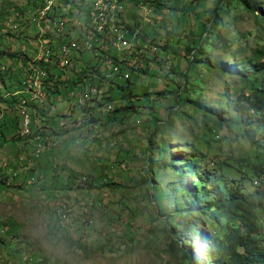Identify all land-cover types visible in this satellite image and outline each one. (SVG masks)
<instances>
[{"label":"rangeland","instance_id":"obj_1","mask_svg":"<svg viewBox=\"0 0 264 264\" xmlns=\"http://www.w3.org/2000/svg\"><path fill=\"white\" fill-rule=\"evenodd\" d=\"M48 1H51L50 10L53 7L55 15L56 10L65 13L70 6L67 0H0V11L6 13L4 16L0 14V69L6 75L4 84L0 78V117L2 113L6 114L5 105L15 99L9 96L10 94L7 95L6 83H16L18 72L23 75L27 66V63H23L16 56L10 57L9 53L33 56L35 52L41 51L37 55L44 57V54L49 52L45 49V43H55L60 38L54 35L59 33V29L53 28L51 11L44 17L40 12ZM69 1L75 5L81 2ZM252 1L256 6L264 5V0ZM218 4V0H147L145 4L140 2L136 5L123 3L124 12L118 14V20L121 21L123 17L126 23L134 27L135 35L137 32L140 36L144 33L153 34V38L148 37L151 43L147 45L149 49H157L154 50L156 58L151 60L152 53L143 48L144 62L150 71L131 73V92L126 90L125 94L120 95V90L115 85L125 84L123 78L116 77L112 79L113 83L104 80L102 94L89 101V107H84L70 96L75 92L81 97L80 85L67 83L77 77L81 59H74L72 65L64 70H60V67L53 68L56 73L53 75H57L58 81L60 80L59 93L46 95L41 100L43 102L33 98L25 106L31 113L29 117L32 121V117L40 119V124L35 130L41 127V122L53 120L58 117L57 114L62 115L60 120L66 122V128L60 127L59 130L64 132L53 135L58 136L59 146L56 150H61L64 139L69 138L71 146L67 147L69 149H66L65 156L54 157L57 152H49V161L65 166L66 169L76 170L79 175H86V180L90 179L88 176H92V182L82 186L74 185L71 189L64 186L51 189L54 183L52 186L41 184L46 178H43L45 175L38 177L39 181L33 184L26 182L23 172L19 169H16L20 171L19 175L14 176L10 167L15 163L17 153L22 150V140L11 136L13 128L6 130L0 140V179L4 182L0 181V264H186L181 252L175 247L171 234L156 218L159 213L156 208L163 214V211H168L171 207L170 203L182 205L178 197L168 195V190L176 188L177 196H180L182 191L175 182H162L156 185L154 196L150 197L153 191L151 185L145 182L147 157L160 159V168L156 165L154 173L156 178L161 180L171 173L183 174V167L172 170L167 167L163 176L161 166L166 163L161 158L186 148L194 136L199 139V143H206L202 146L203 150L207 151V148L212 146V151H209L211 155L220 158L233 155L234 163L239 162L242 155H253L256 152L252 146L251 151L242 149L237 142H217L210 136L214 134L209 132L207 127L204 128L201 114L194 111L192 105L187 102H180L181 105L176 106L178 112L173 114L171 120L167 118L166 126L162 125L166 118L165 107L171 105L174 108V94L186 69V46L192 41V37L200 32L198 21L203 17L196 20V13L204 11L206 18L209 11ZM91 8H94L93 3ZM61 18L62 16L57 20ZM221 18L223 25L217 26L216 33L224 35L230 43V49L221 50L216 46L210 56L234 63L240 58L238 48L255 45L254 17L239 5L236 9L222 14ZM103 26H99L100 31ZM87 38L81 40L84 45ZM210 40H213V37ZM134 42L133 45H136ZM74 50V47L70 49V53ZM230 51H234V55L230 56ZM128 53L125 56L129 63H132V57ZM119 54L117 53L122 58ZM140 62L141 60L136 61L134 65L138 64L139 68ZM100 66L103 72L106 71L102 64ZM196 70L194 76L198 82L196 91L189 93L190 97L196 98L202 104L214 106H217L214 101L225 100V86L232 84V76L208 69L204 64H197ZM110 86L114 89L108 93ZM159 89H164L166 94L158 97L154 91ZM148 91L153 92L152 96H156L157 100L148 101L146 97H149V93H145ZM92 93L95 95L98 91L94 89ZM31 94L26 93L28 97ZM104 96L108 98L105 100ZM54 99L55 101H52ZM15 103L7 113L13 121V126L19 125V122L21 124V107H16ZM107 104L112 108L104 112ZM110 105L107 107L110 108ZM155 115L157 124H161L164 131H156L154 141L150 143ZM87 117L93 121L89 122ZM60 125L59 121L57 125L52 124L49 128ZM20 131L21 129H18L17 133ZM94 133H99L100 136L93 137ZM225 151L227 153L223 154ZM172 163L181 165L183 162L178 160ZM42 172L44 174L49 170L42 169ZM51 172L50 176L53 175ZM55 172L58 177L65 175L59 168H56ZM168 178L178 179L176 174ZM262 180L264 181V177ZM13 181L18 182V185H12ZM256 185L263 187L264 183ZM244 186L247 190L253 189L248 180L244 181ZM61 214H66L69 220H62ZM162 214L159 213V217L163 218ZM259 218H264V210L259 213ZM180 219L181 215L177 214L174 221ZM262 222L261 224H264V221ZM76 227H82L85 250L76 246L79 235ZM203 228L208 232L213 231L212 227L205 223ZM192 249L194 250V247Z\"/></svg>","mask_w":264,"mask_h":264},{"label":"trees","instance_id":"obj_2","mask_svg":"<svg viewBox=\"0 0 264 264\" xmlns=\"http://www.w3.org/2000/svg\"><path fill=\"white\" fill-rule=\"evenodd\" d=\"M90 1L91 0H81L80 8L81 10L86 11L87 6V11H89V13H96L97 5H94V8L92 9V3L90 4ZM92 1H100V9L107 15V20H112L114 22L106 23L108 21H106L105 17H102V25H104L103 30H101L102 32L98 27L96 32H89V37L88 33H82L81 40L88 37L86 40V42H88L86 44L88 49L82 42L81 45L79 42H76V48H74L78 51H73L68 62L67 56L60 53L59 49L61 47H65V41L70 36L67 33V29L69 27L74 28L75 30L77 29L76 25L72 23V19H66L67 28L64 33H59V37L61 36V38H59L55 43H51L50 41L47 43L45 49L49 50L50 55L46 57L45 53L44 57L40 56V62L34 60L32 56L27 54L14 52L9 53L10 57L16 56L18 59H21L23 63H27V66L23 75L18 72L19 77L17 78L16 83H13L12 81L6 83L7 86H5V88H7V95L25 88L23 80L26 79L30 72L36 70L30 67L29 60L36 62L34 66H40L38 69L41 70L42 68V70H46L48 75L51 77L53 74H56L53 71L54 67H60V70H64V68H61V64L66 63L68 66H71L72 61L77 58L81 59L82 62L76 75L77 77L75 80H71L67 83L74 82L79 85L84 83V87L85 85L87 87L86 90H97L98 87L101 91L99 94L95 93L97 95H91L92 97L87 98V101L84 102L85 104H82L80 100L84 95L88 94V91L84 93V89L81 87V97L77 96L75 92H72L70 96L75 98L80 105L84 107L86 105L89 107V101L102 94L101 88L103 87L102 82L104 80L113 83L112 79L116 77L121 78L117 74H113L110 79L103 76V73H106V71L103 72L100 65L102 64L106 70L109 65V57H111L113 62L116 64V70L128 72V77L123 78L125 84L115 85L120 90V95L125 94L126 90H129V92L132 91V83L130 82L131 73L133 71L140 73H148L150 71L147 63L144 62L145 55L143 48L145 47L149 53H152V58H150L151 60L154 57L156 58V51L154 50L157 49L155 47H153V49H149L150 47L147 45L151 43L148 37L150 36L153 38V34L149 35L144 33L140 36L139 32H137L135 35L133 29L134 27H132L129 23H126L123 17H121V21H119L117 17L119 13L123 14L124 12L123 3L130 2L136 5L141 2V4H145L147 0H121V2L119 0ZM218 1L220 4L209 11L206 18L204 16V11L196 13V20H200V17H203L202 20L198 21L200 32L198 35H194L192 37V41L186 46V69L181 75L180 83L178 84L176 93L174 94L176 98L174 108H172L171 105L165 107L164 114L166 115V118L163 120L162 125L166 126L165 123L168 122L167 118L171 120L173 114L178 112L176 109L177 105L180 106L181 103L187 102L192 105L194 111H198L201 114L204 128L207 127L206 129L214 134H210V136L215 138L217 142H225L227 144L237 142L242 146V149L251 151L250 146H252L256 149V152L253 155H242L239 157L240 161L234 163L232 162L233 155L229 154L223 158L211 155L209 151H212V146H209L210 148H207V151L203 150L202 146L206 143H199V139L194 136L193 140L188 143L186 148H182V150L177 151L178 153H173L172 155L168 153L167 157L161 158L162 160H165L166 163L161 166L163 170L161 173L163 176L166 174L165 169L167 167L169 170L183 167L184 170L182 175L175 172L164 176L161 180L157 179L154 173V167L157 165L160 168V159L148 156L146 160L145 182L151 185L153 192L150 194V197L154 196L156 185L158 186L162 182H175L179 185V188L182 191L180 192V196H177L178 192L174 187L168 190V195L178 197L182 202V205L179 206L176 203H170L171 207L169 210L167 209L168 211H163V218L159 217V213L162 214L161 210L156 208L159 212L158 216L156 215V218L165 226V230L171 234V239L178 251L181 252V256L186 261V264H264V224H261L263 223L262 221H264V218H259V213L264 210V186L261 187L256 185L257 183H264L262 180L264 177V5L262 4L256 6L253 4L254 1L252 0ZM67 3H70V6L65 13L56 10L57 15H55V11L52 7L50 10L51 18L57 19L60 16H64L62 18L64 20L66 16L71 14L74 15L76 10L73 5L74 3L69 0H67ZM82 4L85 6H82ZM239 5H241L244 10L250 12L254 17L255 29L253 37L255 45L253 47L244 45L243 47L238 48L240 58L234 63H228L222 58L213 59L210 56V53L215 50L216 46H218L217 48L221 50L227 48L230 49V43L224 35L220 36L219 33H216L217 26L223 25L221 15L228 12V10L236 9ZM112 7H114V9H111ZM40 12H43V10ZM0 14L3 16L6 15V13L2 10L0 11ZM42 15L45 16L46 11L42 13ZM74 17L77 19L79 18L76 14ZM84 17L85 16L82 15V20H84ZM119 22L128 27L129 31H127V37L129 36L128 39H130L129 42L131 43V46L117 51L116 42L122 43L123 39H125V37H123L122 40H119L112 30L114 26L119 25ZM63 24V21L59 23L54 22L53 26L58 28L59 32H61ZM98 31L100 33H98ZM92 35L97 36L95 45H99L97 58L93 55L92 49H90L92 41L89 42V38ZM212 37L213 40H210ZM35 38H38V33ZM24 39L27 38L24 37ZM103 39H105V43H103ZM133 42L134 44H137L133 45ZM117 53H120L119 55H121L122 58H120ZM127 53L131 55L132 63H129L127 57L125 56ZM232 55H234V51H230V56ZM141 57L144 59H141ZM140 60L141 65L137 68L138 64L134 65V63ZM197 64H204L208 69H214L221 74L229 75L233 78L232 84L225 86V100L218 99L217 101H214L217 103V106L202 104L196 98H191L189 95L190 92L196 91L195 88L198 80L195 79L194 75L197 72ZM5 76L4 71H1L0 69L2 84H4L3 80ZM67 77L70 78L69 76ZM83 78L85 79L84 81ZM44 79L42 81H44ZM64 79H66V77ZM58 82L56 81L54 83L55 88L53 93H59ZM90 82L92 84H87ZM113 86L109 87L108 93L114 89ZM55 89L57 91H55ZM149 92L150 91L145 93ZM145 93H143V95ZM152 93L153 92L149 93V97H146V99L151 102L157 100V97L152 96ZM154 93L158 97L166 94L164 89H159L154 91ZM21 95V92H19V94L15 96L14 100L5 105L6 116L2 113L1 115L5 116V118L0 120V140H2L6 130L13 128L14 132L11 136L17 140H22L20 144H23L22 150H20L17 155H23L24 162H32L34 160L35 147L41 141L46 142L48 139L57 141L58 136L53 135L64 132L60 131V128V130L48 129L52 124L57 125L62 115H58L56 113V116L58 117L53 119L56 121L52 124L47 121L43 132L38 134L37 129L35 130L34 124L31 123L30 127L32 128V133L21 137L18 135L17 130L21 128L22 123L20 124L19 122V125L13 126V121L7 114L12 109L11 106L13 103L16 102L15 105L19 103V97ZM0 98H2V95H0ZM103 98L106 100L108 97L104 96ZM107 105L105 107V111H107ZM111 108L112 106L110 105V109L108 111H110ZM88 119H90L89 122L93 121L92 118L87 117L86 120ZM157 122L158 119L155 115L149 137L150 143L154 141L156 131H164L161 128L162 125L157 124ZM38 135L42 138L41 140L36 139ZM95 135L96 133L92 136L95 137ZM206 142L208 143V141ZM58 146L59 143L57 141L56 146L51 145L50 148H45L40 153L36 161H34L33 169H19L23 172V176L29 177L32 174H40L37 170L39 171L38 167L39 165H42L41 161L43 155H47L52 150L55 151ZM26 148H29L30 150H26ZM261 149L262 151H260ZM169 151L170 149L168 152ZM226 153L227 151L223 152V154ZM17 160L18 157L14 159V165H16ZM178 160L183 163L181 165H174L172 163ZM55 163L53 162V164ZM51 165L52 163L49 164V166ZM15 167L18 169L17 166ZM48 168L49 167H46L44 170L48 171ZM56 168L62 169V171L65 172V175L61 176L59 173L60 177H58L55 172ZM50 171H52L51 174H53L51 176ZM16 173L19 175L20 171L16 170ZM78 173L76 170L66 169L65 166L55 164L53 167L51 166V170L49 168V172L43 174L45 175L43 178L47 177L46 179L48 181V185H51L52 183L55 184L51 189L62 188V186L71 189L74 185L82 186L86 183L91 184L92 176H88L90 179L86 180V175L82 176ZM175 174L178 179L175 180L174 178H168L174 176ZM72 177H74L73 180ZM81 177H84V179ZM246 180L249 181V186L253 187V189L247 190L245 188L244 181ZM0 181L1 183H4L3 179H0ZM17 183L16 181H13L12 185H18ZM177 214L181 215V219L179 221H174ZM65 219H69V217ZM204 223L207 226L212 227L213 231H206V229L203 228ZM77 230L79 235L76 239V246L85 250L86 245L84 241H82L84 238L82 227L77 228ZM193 247L194 250L192 249Z\"/></svg>","mask_w":264,"mask_h":264},{"label":"bare ground","instance_id":"obj_3","mask_svg":"<svg viewBox=\"0 0 264 264\" xmlns=\"http://www.w3.org/2000/svg\"><path fill=\"white\" fill-rule=\"evenodd\" d=\"M74 5V8L76 9L75 11H78V10H81V8H80V6H81V4L80 3H77L76 5L75 4H73ZM89 5V4H88ZM82 6H85V5H83L82 4ZM87 7V6H86ZM86 9V8H85ZM111 9H114V7H112ZM43 10V9H42ZM42 10H40V11H42ZM109 10V9H108ZM50 11V10H49ZM49 11H46V14H48L49 13ZM67 12V11H66ZM108 13V12H107ZM72 15V14H71ZM71 15H68V16H66V19H70V17H71ZM100 16L101 17H105L106 18V21H108L107 20V15L106 14H104V11L103 10H101L100 9ZM44 17V16H43ZM43 17H41V20H42V18ZM64 16H62V18H63ZM60 19V20H57V19H52L55 23H59V22H64V23H66V19ZM118 18V17H117ZM54 22H53V24H54ZM105 22V21H104ZM111 22H114V21H108V22H106V23H111ZM47 26V25H46ZM53 28H54V26H53ZM118 28H119V25H117V26H114L113 28H112V30L114 31V33L116 34V36L118 37V39L119 40H122L123 39V31L124 30H118ZM45 32H46V30H45ZM102 32V31H101ZM53 33V31L51 32V34ZM60 34L62 33V31L61 32H59ZM59 33L57 34V33H55L54 35L55 36H59ZM98 33H100L99 31H98ZM82 34V33H81ZM115 36V35H114ZM125 37V36H124ZM60 38H61V36H60ZM92 40H95V41H97V36L96 35H92L90 38H89V42L90 41H92ZM57 41V40H56ZM59 43V42H58ZM88 42H86L85 43V46H86V44H87ZM47 45V42L45 43V46ZM42 47V46H41ZM73 47H75L76 48V42H73ZM87 47V46H86ZM89 47H90V45H89ZM88 49V48H87ZM59 51H60V53H62L63 55H65V56H67V55H69L70 56V50H69V48L68 47H61L60 49H59ZM58 51V52H59ZM41 53V51H39V52H35V54L32 56L33 57V59L34 60H37L38 62H40L39 61V59H40V56H38L37 54H40ZM72 54V53H71ZM48 56V52H46V57ZM77 56V55H76ZM74 58V57H73ZM29 63H30V67L32 68V69H36V70H34V71H32V72H30L28 75H27V77H26V79H24L23 80V85H25V88L24 89H20L17 93H19V92H21V96L19 97V103H18V106L19 107H21V115H22V118H23V120H24V122H25V124L28 126L27 128H26V130L25 129H21V131H20V133H18V135H20L21 137H23V136H26V135H29L30 133H32V128L30 127V124L32 123V120L30 119V113H29V111H28V108L25 106V105H27L28 103H29V101L31 100V99H33V98H36V94L38 93V88L39 87H41V100L43 99V98H45L46 97V95H49L50 93H52L53 92V87H54V83L57 81L58 82V76L57 75H52L51 77L48 75V73L46 72V75H44V71H46V70H42V80L46 77V79H44V81H42L43 82V86H42V82H41V70H39L38 68H40V66H34V64H36V62H34V61H32V60H29ZM65 67H69L68 66V64H66V63H64V64H61V68H65ZM87 89V87H86V85H85V87H84V93L86 92V91H88V94H86V95H84V93H83V95H84V97L80 100L81 101V103H84L85 101H87V98H89V97H92L91 95H94V93H92L93 92V90L94 89H89V90H86ZM28 92H31L32 94H31V96L30 97H28L27 95H26V93H28ZM90 92V93H89ZM98 94H99V91H98ZM95 95H97V94H95ZM94 95V96H95ZM27 99H28V101H27ZM73 99H75V98H73ZM90 99H92V98H90ZM89 99V100H90ZM40 100V101H41ZM41 102H43V101H41ZM85 104V103H84ZM22 106H24V109H23V107ZM85 107H86V105H85ZM88 107V106H87ZM108 109H110L109 107L106 109V110H108ZM104 112H107V111H104ZM86 121V120H85ZM85 121H83V122H85ZM60 126H59V128L60 127H66V122L64 121V120H60ZM41 128V127H40ZM45 128V127H44ZM54 128H58V127H54ZM54 128H48L49 130H54ZM43 131V129L41 130V132ZM36 139H39V140H41L42 138L38 135L37 137H36ZM56 146L57 145V141H53V140H51V139H48L46 142H40L37 146H41V151H43L45 148H50V146ZM17 157H18V160L16 161V164H17V168L18 169H21V170H31V169H33L32 167L34 166V161H32V162H29V164L27 163V162H24L23 160H24V156L23 155H21V154H19V155H17ZM39 157V155H35V161H36V159ZM13 175L15 176V175H17V173H16V171H14V173H13ZM84 178V177H83ZM36 180V176L35 175H33L32 177H29L28 178V180H27V182H29V183H32V182H34ZM64 217L65 218H67L68 216L66 215V214H64Z\"/></svg>","mask_w":264,"mask_h":264},{"label":"built area","instance_id":"obj_4","mask_svg":"<svg viewBox=\"0 0 264 264\" xmlns=\"http://www.w3.org/2000/svg\"><path fill=\"white\" fill-rule=\"evenodd\" d=\"M91 3H94V5H97V12L96 13H89V11H84V10H78L75 11V14L79 17L78 19L74 17V15H71L70 19H72V23H74L77 27L75 30L74 28H68L67 33L70 35L66 41H65V47H68L69 50L73 48V42H81V33H88L89 37V32H96L99 26H102V17L100 16V1H91ZM50 4L51 2H48V4L43 8V12L49 11L50 10ZM41 13V14H42ZM82 15H84V20H82ZM86 18V19H85ZM66 23L63 24L62 27V33L65 32L66 30ZM118 30H124L125 31V39H123L122 43L117 44V51L128 48L131 46V43L129 42L130 39H127V31H129L128 27L126 25H123L121 22H119V28ZM103 43H105V39H103ZM92 49L93 55L97 58L98 55V50H99V45H95V40H92V46L90 47ZM69 60V55H67V62ZM128 63V62H127ZM113 74H117L121 78H127L128 77V72L127 71H121V70H116V64L113 62V59L109 57V65L106 68V73H103V76L110 79ZM85 79L83 78V81ZM41 82H42V68H41ZM80 87L84 89V83L80 84ZM55 87H53L54 90ZM97 91L99 93L101 92L100 89L97 87ZM36 98L41 100V87L38 88V93L36 94ZM24 109V106H22ZM22 126L19 129H25L28 127L23 118H22ZM45 123H41V128H37V134L41 133V130L44 129ZM59 129L54 128V130ZM96 137H99L100 134L96 133ZM41 146H36L34 150V160L35 161V155H40L41 153ZM17 157V156H16ZM29 164V162H27ZM84 179V178H83ZM60 218L62 220L68 221L69 219H65L64 214L60 215Z\"/></svg>","mask_w":264,"mask_h":264},{"label":"crops","instance_id":"obj_5","mask_svg":"<svg viewBox=\"0 0 264 264\" xmlns=\"http://www.w3.org/2000/svg\"><path fill=\"white\" fill-rule=\"evenodd\" d=\"M72 54L70 53V56H71ZM69 56V57H70ZM54 107V106H53ZM52 107V108H53ZM52 110V109H51ZM35 121H39V119H36V120H34V123H35ZM53 121V122H52ZM56 120H50L48 123H54ZM35 125V124H34ZM48 132V131H47ZM69 142H70V139L68 138V139H64V141H63V143H62V148H61V150H55V152H57V154H55L54 155V157H58V156H61V155H63V156H65V153L67 152L66 151V149H69V148H67V147H69V146H71V144L69 145ZM72 149V148H71ZM51 153H52V151H51ZM50 153V154H51ZM78 154H79V152H78ZM53 157V158H54ZM42 165H39V171L37 170V172L38 173H40V175H43V172H42V169L44 170L46 167H49L50 168V170H51V166H49V164L51 163V160L49 161V155L47 154H44L43 155V157H42ZM52 164H53V161H52ZM49 168H48V170H49ZM47 178V177H46ZM46 178H44V180H43V182L41 183V184H43V185H48V181H47V179ZM40 187V186H39Z\"/></svg>","mask_w":264,"mask_h":264},{"label":"clouds","instance_id":"obj_6","mask_svg":"<svg viewBox=\"0 0 264 264\" xmlns=\"http://www.w3.org/2000/svg\"><path fill=\"white\" fill-rule=\"evenodd\" d=\"M18 91H15L14 93H12V94H10V95H12V96H17L19 93H17ZM17 99V98H16ZM52 101H55V99L54 100H52ZM16 107L18 106V104L17 105H15ZM19 107V106H18ZM36 107V106H35ZM37 108V107H36ZM31 114V113H30ZM33 118V121H32V123L33 124H35L34 126H35V128H36V126L38 125V124H40V119H39V121L37 122V121H35V123H34V120H36V119H34V117H32ZM41 123H45L46 124V122H41ZM43 132V131H42ZM20 146H21V148L23 147V144H20ZM17 156V155H16ZM53 165L54 164H52V167H53ZM15 166H17V164L16 165H12V167H10V171H11V173H14V171H16V167ZM32 175H35L36 176V180L34 181V182H32V183H30V184H33V183H36V182H38L39 181V178L38 177H41V175L40 174H32ZM30 177V176H29ZM29 177H27V176H25V178H26V181L28 180V178Z\"/></svg>","mask_w":264,"mask_h":264}]
</instances>
